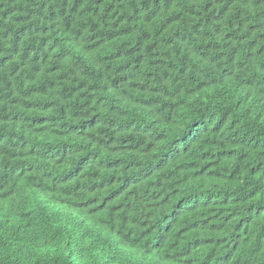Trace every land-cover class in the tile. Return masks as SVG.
Segmentation results:
<instances>
[{
  "label": "trees",
  "instance_id": "16d2710c",
  "mask_svg": "<svg viewBox=\"0 0 264 264\" xmlns=\"http://www.w3.org/2000/svg\"><path fill=\"white\" fill-rule=\"evenodd\" d=\"M262 114L264 0H0V264H264Z\"/></svg>",
  "mask_w": 264,
  "mask_h": 264
},
{
  "label": "clouds",
  "instance_id": "9594fccd",
  "mask_svg": "<svg viewBox=\"0 0 264 264\" xmlns=\"http://www.w3.org/2000/svg\"><path fill=\"white\" fill-rule=\"evenodd\" d=\"M260 109H262V107H260ZM262 119L264 123V114H262ZM79 219L85 222L91 228L101 230L106 236V238H108L110 241L115 239L105 219L95 213V211L93 213L85 212V216L81 215ZM178 255L179 254L175 253L174 251H161L157 253L154 257L158 264H177L176 259Z\"/></svg>",
  "mask_w": 264,
  "mask_h": 264
}]
</instances>
